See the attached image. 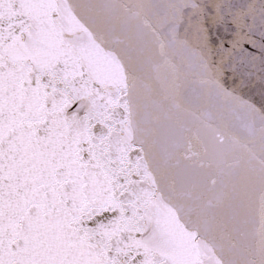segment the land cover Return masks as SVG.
Segmentation results:
<instances>
[{
    "label": "snow or ice",
    "instance_id": "1",
    "mask_svg": "<svg viewBox=\"0 0 264 264\" xmlns=\"http://www.w3.org/2000/svg\"><path fill=\"white\" fill-rule=\"evenodd\" d=\"M0 264H264V0H0Z\"/></svg>",
    "mask_w": 264,
    "mask_h": 264
}]
</instances>
